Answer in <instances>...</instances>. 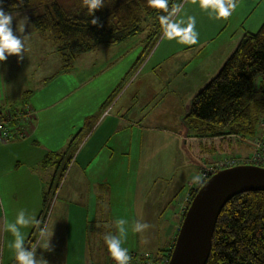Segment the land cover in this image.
Returning a JSON list of instances; mask_svg holds the SVG:
<instances>
[{
	"label": "rangeland",
	"instance_id": "374dc122",
	"mask_svg": "<svg viewBox=\"0 0 264 264\" xmlns=\"http://www.w3.org/2000/svg\"><path fill=\"white\" fill-rule=\"evenodd\" d=\"M234 2L236 8L229 17L216 19L213 11L201 9L199 0H174L169 20L183 21L181 27H186L188 17H195L193 31L198 34L196 44L179 43V38H166L162 26L155 24L152 17L143 16L140 32L118 42L101 43L96 50L77 54L68 64L64 60L66 51L62 53V50L57 49L49 53L62 59L60 76L71 74L76 83L80 84L83 78L85 82L81 90H75L73 94L52 105L48 112L39 114L41 124L36 137L39 145L36 148L37 155L32 153L34 159L29 162L27 151L22 152V158L28 157L27 161L23 160L27 162V171H20L27 172L28 179L23 181L27 182V185L21 184L18 188L11 181L17 170L13 169L14 174L6 175L0 172V264H17L15 249L10 247L16 240L12 227H15L23 238L24 251H34L35 259L40 264H50V256L53 254L47 252L49 247H43L45 241L40 238L46 228L45 220L55 214V201L62 199L66 187L71 191L87 189L89 185L96 188L94 182H99L103 185L102 188L108 191L116 192V196L109 198L113 200V206L109 207L111 211L103 215L105 218L102 222L109 223L104 232H111L114 239L121 241L122 248L134 250L139 258L157 257L162 254L160 248L165 246L169 221L173 219L178 202L181 206L185 205L186 209L195 194L190 193L200 187L196 177L203 169L202 165L210 164L218 157L241 155L240 152L235 153L236 149H243L244 152L250 150L248 145L238 140V132L230 130L228 133L201 135L190 130L187 133L191 134H187L186 127L181 122L193 95L218 72L242 36L247 32H256L264 22V0ZM19 13H22L23 17L25 14L29 15L27 10ZM20 24H23L20 30L25 31V20L21 22L20 18L13 19V29ZM20 40L22 44L26 43L22 37ZM50 41L55 43L52 39ZM80 72L82 77L77 75ZM28 73L29 71L22 73V79L29 78ZM1 76L0 74V82ZM71 86L73 84L69 88ZM75 87L77 86L71 88ZM77 91L83 93L86 99L83 111H94L99 115V120L111 113L127 120L122 132L129 140L128 147L123 149L126 152L122 157L125 161L119 165L118 161H122V158H113V163H100L103 159L98 156L101 149L97 150V147L93 150L97 151L88 162V172L85 173H104L108 175L107 179H73L74 173L80 174L84 170L72 168L71 163L67 173L69 169L72 171L68 178L66 175L56 189L53 188L54 192L49 193V198L44 203L51 183L58 178L53 176L56 162H60L61 158L65 161V153L71 152L73 155L85 141V134L94 135L93 130L98 126L97 122L93 126L85 124L90 118L86 119L83 115L77 117V110L69 108L74 105L70 101L77 97ZM24 101H32L31 96L20 95L13 102L2 100L11 110L21 108ZM42 103L43 100L38 101V104ZM48 103L52 104V99H49ZM77 112H81V107ZM252 112L259 115L264 113V108L253 104ZM34 122L37 123V117ZM151 125L153 128L149 129ZM34 140L35 138L30 142ZM90 142L88 140L85 145ZM88 148L89 146L84 148L81 155L87 153ZM16 163L15 161L12 164ZM19 166L21 167V164L12 165L13 168ZM20 167L19 170L22 169ZM48 171H52L51 177H48ZM30 173L33 176H30ZM92 173H89L90 176ZM83 177L88 176L83 174ZM38 181L42 186V200L37 197ZM29 182H35L34 189L29 186ZM25 187L27 191H24ZM187 189L188 195L185 198L183 195ZM12 193L17 199L12 198ZM40 204L42 209L39 210L32 231L25 225L16 224L17 215L23 214L28 221ZM64 205L67 207V202H64ZM124 217H128L129 222L124 220L125 223L121 226L118 220ZM78 221L76 220V223ZM111 223L116 226L112 227ZM93 224H100V221H93ZM137 224H146L147 228L135 232L133 229ZM85 230V226L79 228L82 233V255L87 257V261L94 260L95 257L91 254L98 252L100 248L108 249V246L102 244L98 250L99 239L95 237L92 238V244L85 245L84 242H90L89 238L83 242ZM68 235L67 227H63L56 237L63 239ZM112 236L110 239H113ZM141 253H144L143 256Z\"/></svg>",
	"mask_w": 264,
	"mask_h": 264
},
{
	"label": "trees",
	"instance_id": "16d2710c",
	"mask_svg": "<svg viewBox=\"0 0 264 264\" xmlns=\"http://www.w3.org/2000/svg\"><path fill=\"white\" fill-rule=\"evenodd\" d=\"M173 2L167 0L165 10L150 7L147 0H102L103 6L92 15L84 0H4L3 7L8 13L29 11L36 30L48 33L62 53L66 51L68 64L77 54L92 51L101 43L118 42L140 32L143 16L152 17L161 27L159 16H170ZM263 93L264 22L256 32L242 36L218 72L193 95L181 122L187 131L201 135L230 130L254 135L263 113L253 114L252 107H257L258 95ZM64 156L65 161L56 162L53 176L58 178L51 183L44 203L72 160L71 152ZM176 236L169 247L160 249L162 254L170 257ZM206 264H264V191L242 192L226 202Z\"/></svg>",
	"mask_w": 264,
	"mask_h": 264
},
{
	"label": "crops",
	"instance_id": "0c3cea01",
	"mask_svg": "<svg viewBox=\"0 0 264 264\" xmlns=\"http://www.w3.org/2000/svg\"><path fill=\"white\" fill-rule=\"evenodd\" d=\"M19 12H14L9 14L13 16V19L20 18L21 22L22 20H25L27 29L25 31L20 30L21 27H23V24H20L17 28L14 27L15 29H13V35H16V38L18 39L22 37L23 41H25L26 43L22 44L23 47L20 56H16V55L8 56L7 60L0 62V74L2 75L1 76L2 81L0 82V110L3 109L11 110V108H9V105H5L2 102V100L3 101L5 100V102L7 101L13 102L20 95L21 96L30 95L32 101H24L22 105H24L25 103L30 104L35 111L34 118L37 117V123L34 122V119L32 121L33 129H32L31 137L29 139L13 140L9 142L0 143V172L6 175V174H14L13 169L17 170V172H15L16 176L14 175L13 177H11V181L18 188L21 187L20 186L21 184L27 185V182H23V181L28 179L27 172L24 173L20 172V171H27V162L25 161H27L28 157L22 158V152L27 151L29 156V160H28L29 162L34 159V156H32L31 154L34 153V155H37L38 152L36 148H38L39 145H38V141L36 140V137L39 131L38 130L39 126L41 124L38 119L39 114L41 113V115H43L45 112H48L52 108V105L54 106L56 103L62 101L65 97H68L69 95L73 94L75 90H81L84 85L83 82H85V79L83 78L81 79L80 84L76 83L73 75L71 74L60 76L62 72H59V70L61 66L63 67V64H61L62 59H59L58 55L49 54L50 52H55L57 49H59L58 46L55 43L53 44L51 43L50 41L51 37L48 33H40L39 31L36 30L33 22L30 19V14L28 16L25 14L24 15L25 17H23L22 13ZM5 55H7V53H5ZM28 71H29L28 73L29 78H26V80L22 79L21 74L22 73L25 74ZM77 75L82 77L81 72ZM260 80L261 79L258 78L256 82L259 84ZM71 84L77 87L72 89L71 87L73 86H71L69 88ZM77 92L78 94L77 97H75L76 99L74 98L73 100L70 101L74 105L73 107L69 106V108H73L74 110L78 111V108L81 107V112L75 111L77 117H81L82 115L85 118L88 117L90 119L86 118L87 121L85 124L93 126V124L97 122L98 126H96L94 130L92 129L94 135L92 133L89 136H87V133L85 134L84 136L85 141L82 143L83 145L80 144L81 145L80 148L79 149L77 148L72 155V160L69 163V166L72 163L71 164L72 168H76L77 170H79L80 168L84 170V172L80 174H78V172L74 173L73 179L79 178L81 180H86V179L106 180L108 175L104 173L100 174V172L99 173L89 172L92 173L91 174L92 176H90L89 173H85L88 172L86 170L88 167V162H90L91 157L95 155L98 149H101V151L98 153V156H100V158L103 159L102 161L99 160L98 161L100 163H105V165L107 163H113L112 162L113 158L120 159L123 157V155L126 153L123 149L127 148L129 145L128 138H126L124 133H122L124 128L126 127L125 123H127V120L124 118H118L112 113L106 115L104 119L99 120V115L97 116V114H95L94 111H83L84 110L83 104L86 102V99L83 93L81 92L79 93V91ZM13 95L16 96L14 97ZM258 96L260 99L257 101V107L260 106L261 108H264V93L259 94ZM49 99H52V104L48 103ZM39 100H43L44 103L38 104ZM18 109H12V110L15 111ZM169 122H171V118ZM148 128L152 129L153 126L151 125ZM185 132L187 133L189 131H186L185 128ZM187 134H191V133H187ZM34 138H35L34 142L32 141L30 142V140H33ZM88 140L91 142L88 145H85L88 142ZM88 146L89 148L87 153L81 155L82 150ZM96 148L97 150L94 152L93 150ZM115 151L118 152L114 156L113 154L115 153ZM248 151L244 152L243 149H236L235 153L240 152L245 154ZM15 161L17 163L12 164ZM124 161L125 159L122 158V161H118V164L121 165L124 163ZM9 162H11V164ZM18 163L21 164V167L19 166L20 168H22L21 170H19V167L17 168L12 167V165H19ZM80 163H82L83 165L81 166ZM22 164H24L25 166H22ZM28 167L30 168V166ZM67 171L63 179L65 178L66 175H67L66 178H68L72 169H69L68 173ZM50 172L48 171V175H49L48 177L52 176V171ZM83 174L88 177L84 178ZM30 176H33V174L30 173ZM29 186L34 189L35 182H29ZM64 186L65 185H63V187ZM94 186H96V188L89 185L87 189H83V190L80 189L79 191L77 190L71 191L68 190V187H66L67 190H63L62 199L59 201L58 200L55 201L53 208L55 214L54 215L52 214L50 216L49 220H47L48 222L45 220L46 228L42 234V237L40 238L41 240H44L45 243L46 242L48 243L49 250L47 252L53 254L50 256V261H51L50 264H109L110 261L109 250L107 248L102 249L100 247H102V244H107L105 241V237L110 239L112 233L104 232V229H107V225L109 223L108 224L103 223L102 220L103 218H105L103 216L104 213H109L111 211L109 207L111 208L113 206V200L109 198L114 196L116 192L113 193V191H108V189L102 188L103 185L100 184L99 182L98 183L94 182ZM41 189H42L41 183L40 181H38L37 197H39L42 200ZM24 191H27L26 187ZM187 193H188V189L186 190V192L184 193L185 195L183 196L185 197ZM13 195L14 193H12L11 195L12 198L17 199L14 198ZM184 200H183V204H185ZM116 201L118 202V200ZM64 202H67L68 204L67 207L64 205ZM179 203L180 202H178V208L175 210L173 214L172 221L171 220L169 221V225L166 233L165 246H163V248L160 249L164 250L167 247H169V245L172 244V241L177 234L181 222V217L185 207V205L181 206L179 205ZM26 207L28 209L29 207L28 203ZM41 209H42V204H40V206L37 205L36 211L34 212L32 217L30 219L29 217L26 218L27 220L29 219L28 220L29 222L25 225V227L27 229H30V231H32L35 222L37 221L36 220L37 216L39 215ZM18 210H15V212H17ZM98 218L101 219L99 220ZM142 218H144V216H142ZM76 220H79L78 223H76ZM96 220L100 221V224H93V221ZM120 220H126L129 222L128 217H124ZM1 222L2 219H0V227H1ZM51 222H53V224ZM49 224L52 225L49 226ZM111 224L112 227L114 225L116 226V224L113 223ZM83 226H85L86 229L83 242L85 241V239L87 240V238H89L90 240V242L88 241L86 243L84 242L85 245L88 246L92 244L91 241L92 238L94 237L95 239L96 238L99 239L97 243L100 244L98 245V250L99 248L100 250L98 252L96 251L91 254L95 257L94 260L87 261V257L82 255L83 253V251H81V244H83L82 233H80L79 228H82ZM63 227L64 228L67 227V233L69 235L65 236L63 239L57 238L56 235L58 236V234L61 232ZM128 227H130V225H128ZM96 228L99 229L98 231L94 232L93 230ZM112 238L114 239V236H112ZM130 239H131V235H130ZM107 246L108 245H106V247ZM127 250L134 251L132 249H127ZM91 255L89 256L91 257Z\"/></svg>",
	"mask_w": 264,
	"mask_h": 264
},
{
	"label": "water",
	"instance_id": "95a60500",
	"mask_svg": "<svg viewBox=\"0 0 264 264\" xmlns=\"http://www.w3.org/2000/svg\"><path fill=\"white\" fill-rule=\"evenodd\" d=\"M247 191H264L263 166L238 164L206 179L186 208L168 264H206L222 208L234 195Z\"/></svg>",
	"mask_w": 264,
	"mask_h": 264
},
{
	"label": "clouds",
	"instance_id": "9594fccd",
	"mask_svg": "<svg viewBox=\"0 0 264 264\" xmlns=\"http://www.w3.org/2000/svg\"><path fill=\"white\" fill-rule=\"evenodd\" d=\"M148 5L156 9L167 10V0H147ZM84 3L89 8V15H92L95 10L101 8L102 0H84ZM4 0H0V62L7 60L8 56L16 55L20 56L22 52V42L20 39L13 36L12 21L13 16L10 15L3 7ZM199 6L204 10H211L215 13V18L229 17L236 8L234 0H199ZM159 21L166 33V38L174 39L179 38V43L196 44L198 34L193 31L195 27V17H188V23L186 27H181L183 21L170 22L168 15H160ZM95 23V20H93ZM7 53V55H5ZM28 221L25 220L23 214H19L16 217L17 225H26ZM125 223L124 220H120L119 224L122 226ZM147 228L146 224H137L133 229L135 232H140ZM12 231L16 234V240L14 245L10 247L15 249V257L17 264H40L35 259V252H26L22 249L24 243L23 238L17 232L15 227H12ZM124 229L121 227V232ZM105 241L108 245V250L117 264H129L131 257L127 254L128 250L121 247V241L116 239H109L105 237ZM43 247L47 248L46 242Z\"/></svg>",
	"mask_w": 264,
	"mask_h": 264
},
{
	"label": "built area",
	"instance_id": "2783aa9c",
	"mask_svg": "<svg viewBox=\"0 0 264 264\" xmlns=\"http://www.w3.org/2000/svg\"><path fill=\"white\" fill-rule=\"evenodd\" d=\"M35 117V111L30 104L23 105L18 110H0V143L13 140L28 139L32 131V121ZM239 141L244 142L250 147L247 154L231 155L229 157H218L212 163L204 166L196 180L199 185L208 179L218 170L232 167L238 164H254L264 167V113L259 116L254 135L237 134ZM188 193L185 198H187ZM185 210V208H184ZM131 260L129 264H168L167 254H160L157 257H138L135 251L128 250L127 253ZM144 253L140 255L143 256ZM109 264H117L109 252Z\"/></svg>",
	"mask_w": 264,
	"mask_h": 264
}]
</instances>
